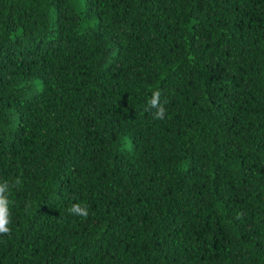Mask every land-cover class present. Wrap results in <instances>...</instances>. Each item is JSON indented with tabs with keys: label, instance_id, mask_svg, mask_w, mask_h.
Returning a JSON list of instances; mask_svg holds the SVG:
<instances>
[{
	"label": "trees",
	"instance_id": "1",
	"mask_svg": "<svg viewBox=\"0 0 264 264\" xmlns=\"http://www.w3.org/2000/svg\"><path fill=\"white\" fill-rule=\"evenodd\" d=\"M21 173L0 264H264V0H0Z\"/></svg>",
	"mask_w": 264,
	"mask_h": 264
},
{
	"label": "clouds",
	"instance_id": "2",
	"mask_svg": "<svg viewBox=\"0 0 264 264\" xmlns=\"http://www.w3.org/2000/svg\"><path fill=\"white\" fill-rule=\"evenodd\" d=\"M162 93L160 90L152 92L148 100V109L152 110L154 119L163 120L166 116L165 104L167 100H161ZM23 186L22 173L20 176L15 177L13 180L0 181V235H10L11 228V210L9 199L12 189L19 190ZM28 209L26 208V211ZM70 215L87 218L89 215L88 205L84 203H74L68 208Z\"/></svg>",
	"mask_w": 264,
	"mask_h": 264
}]
</instances>
